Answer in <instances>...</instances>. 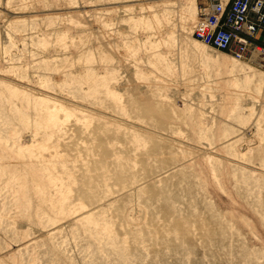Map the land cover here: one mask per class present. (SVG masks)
Returning <instances> with one entry per match:
<instances>
[{"label":"rangeland","instance_id":"obj_1","mask_svg":"<svg viewBox=\"0 0 264 264\" xmlns=\"http://www.w3.org/2000/svg\"><path fill=\"white\" fill-rule=\"evenodd\" d=\"M206 1L0 0V264H264V57Z\"/></svg>","mask_w":264,"mask_h":264},{"label":"built area","instance_id":"obj_2","mask_svg":"<svg viewBox=\"0 0 264 264\" xmlns=\"http://www.w3.org/2000/svg\"><path fill=\"white\" fill-rule=\"evenodd\" d=\"M193 37L239 60L264 55V0H207Z\"/></svg>","mask_w":264,"mask_h":264},{"label":"bare ground","instance_id":"obj_3","mask_svg":"<svg viewBox=\"0 0 264 264\" xmlns=\"http://www.w3.org/2000/svg\"><path fill=\"white\" fill-rule=\"evenodd\" d=\"M193 29H194V26H193V28H192V33H193ZM196 39V38H195ZM197 41H199L198 39H196ZM199 42H201V41H199ZM201 43H203V42H201ZM204 44V43H203ZM206 45V44H205ZM214 50H216V49H214ZM216 51H219V50H216ZM220 52H223V51H220ZM234 59H236V60H239V59H237V58H235L234 56H232ZM264 57V55L263 54H261V53H256L255 54V56H254V58H253V60L256 62V59L257 58H263ZM240 61V60H239Z\"/></svg>","mask_w":264,"mask_h":264}]
</instances>
